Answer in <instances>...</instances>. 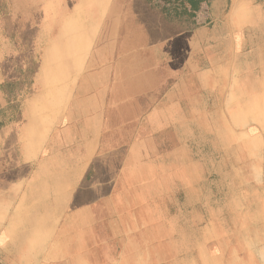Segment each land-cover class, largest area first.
<instances>
[{
	"label": "crops",
	"instance_id": "crops-1",
	"mask_svg": "<svg viewBox=\"0 0 264 264\" xmlns=\"http://www.w3.org/2000/svg\"><path fill=\"white\" fill-rule=\"evenodd\" d=\"M196 5L188 1L167 15L147 0L117 2L114 9L125 11L112 12L106 30L91 21L77 29L71 15L14 19L20 26L31 21L39 32L31 39L15 34L17 44L1 54L0 264H66L71 234L84 249L79 264H87L103 232L101 213L118 205L116 186L137 169H173L189 194L194 177L215 174L220 151L199 136L214 137L216 114L225 122L233 102L245 103V70L256 64L230 44L217 52L216 44L231 37L215 24L205 28L224 17L227 0ZM87 25L90 38L80 33ZM4 29L0 41L9 44ZM27 42L30 52L23 51ZM38 49L41 59L33 63ZM257 95L249 98L256 102ZM177 121L195 139L174 150L166 166L159 158H167L164 138ZM192 212L181 207L177 214ZM117 223L110 222V232Z\"/></svg>",
	"mask_w": 264,
	"mask_h": 264
},
{
	"label": "rangeland",
	"instance_id": "rangeland-1",
	"mask_svg": "<svg viewBox=\"0 0 264 264\" xmlns=\"http://www.w3.org/2000/svg\"><path fill=\"white\" fill-rule=\"evenodd\" d=\"M129 1H110L107 10L101 14L100 24L104 30L114 12L117 16V11H125L114 9L117 2ZM181 1L182 4L177 6L186 8V2L191 0ZM200 1L193 0L192 7H197L196 3ZM84 2L81 16L77 10ZM92 2L0 0V36L7 27L6 32L13 38L9 44L0 41V60L7 45L17 44L15 34L23 32L31 39L39 32L38 25L33 26L31 21L16 25L15 18L23 22L41 14L59 19L71 15L74 19L77 17V29L79 26L84 28L81 21H92L88 16ZM164 2L155 0L154 6L161 9ZM227 6L224 17L214 23L209 20L208 25L203 12H198L200 23L207 25L208 30L215 24L221 34L226 32L231 37L229 43L220 41L216 44L217 52L228 49L230 44L232 49L243 50L249 58L248 65L256 64V67L253 72L248 67L245 70V103L233 102L231 115L227 114L225 122L217 120L216 114L214 137H199L203 144H214L216 151H220L216 152L219 163L215 174L211 176V171L206 170L207 173L199 175L197 180L194 177L189 194L177 185L173 169L135 170L128 182L116 186L121 198L118 205L108 208V213H101L103 232L97 234L99 239L88 254L87 264H264V0H227ZM5 21L7 26L1 24ZM87 28L81 32L73 29L72 33L80 32L90 38L93 31L88 25ZM25 50L30 52L29 44ZM34 51L36 54L29 60L39 62L42 50ZM60 60L55 58V64L62 65ZM254 85L258 87L256 90L249 88ZM255 91L261 93V98L257 95L258 100L253 102L249 96ZM168 132L164 138L166 151L161 153L167 158H159L166 166L174 162V150L189 148L195 139L187 134L185 125L179 127V121ZM200 133L204 135L203 131ZM156 161L157 158L152 156V165H157ZM181 207L192 208V215L178 216ZM112 220L118 221L115 232H110ZM65 252L69 260L66 264H79L83 260L78 256L84 249L76 241L75 234H71L70 248Z\"/></svg>",
	"mask_w": 264,
	"mask_h": 264
},
{
	"label": "bare ground",
	"instance_id": "bare-ground-1",
	"mask_svg": "<svg viewBox=\"0 0 264 264\" xmlns=\"http://www.w3.org/2000/svg\"><path fill=\"white\" fill-rule=\"evenodd\" d=\"M110 1L111 0H93V2L90 4V8H89V12H88V16L89 17H92V19H90V20H92L91 21V23H93L94 25H95V23H97V24H99L100 23V21L102 20V18H101V14L102 13H104V11H106L107 10V8H108V5H109V3H110ZM85 5H86V3L84 2L83 4H81L79 7H78V10H77V12H78V14L79 15H83V9L85 8ZM77 14V15H78ZM86 14V13H85ZM104 15V14H103ZM77 18V17H76ZM76 18H75V20H76ZM61 94V93H60ZM65 94V93H64ZM63 97H65L64 95H62ZM63 97H61V99H60V101L57 103V104H55L56 105V107H58V110H61V107H62V101H63V99H65V98H63ZM57 102V101H56ZM60 103L62 104V105H60ZM64 106V105H63ZM57 109V108H56ZM57 111V110H56ZM57 113V112H56ZM53 114V113H52ZM196 132V131H195ZM115 137V136H114ZM200 137V136H199ZM115 140V139H114ZM126 146V145H125ZM122 149V148H121ZM98 215V214H97ZM57 222V221H56ZM97 235V234H96ZM263 254V253H262Z\"/></svg>",
	"mask_w": 264,
	"mask_h": 264
},
{
	"label": "trees",
	"instance_id": "trees-1",
	"mask_svg": "<svg viewBox=\"0 0 264 264\" xmlns=\"http://www.w3.org/2000/svg\"><path fill=\"white\" fill-rule=\"evenodd\" d=\"M164 4L162 5L161 9L164 11V13H167V15H170L175 10V7L177 5H181V0H164ZM152 4H154L155 0L150 1ZM201 25V24H199Z\"/></svg>",
	"mask_w": 264,
	"mask_h": 264
}]
</instances>
